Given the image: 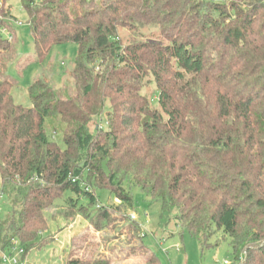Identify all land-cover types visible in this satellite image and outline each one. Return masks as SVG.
<instances>
[{
  "label": "trees",
  "instance_id": "trees-1",
  "mask_svg": "<svg viewBox=\"0 0 264 264\" xmlns=\"http://www.w3.org/2000/svg\"><path fill=\"white\" fill-rule=\"evenodd\" d=\"M8 1L0 0L6 30L4 20L14 19ZM21 7L38 62L56 45H76L75 92L57 99L38 80L25 108L14 102L12 83L0 81V196L11 208L0 218V254L14 243L25 256L42 248L48 210L93 226L95 216L110 219L95 207L96 188L132 208L122 188L131 179L159 207L161 223L173 218L201 249L221 231L231 264H264V0H21ZM131 27H153L159 41L122 47L118 32ZM10 49L0 33V55ZM147 77L156 106L141 95ZM103 114L106 128L97 127ZM52 116L64 126L63 147L46 137Z\"/></svg>",
  "mask_w": 264,
  "mask_h": 264
},
{
  "label": "rangeland",
  "instance_id": "rangeland-1",
  "mask_svg": "<svg viewBox=\"0 0 264 264\" xmlns=\"http://www.w3.org/2000/svg\"><path fill=\"white\" fill-rule=\"evenodd\" d=\"M7 4L14 19L4 20L12 40H9L11 51L0 55V81L8 80L12 83L11 94L14 102L25 108L31 107L27 88L38 80L48 83L57 99L63 100L72 96L75 92L73 69L76 45H56L52 47L44 62H38L33 52V39L21 0H10ZM118 33L122 47L143 40L154 43L159 41L158 31L153 27H131L121 29ZM142 86L141 95L155 105L156 88L152 79L145 78ZM109 106L107 101L106 110ZM98 120L100 121L97 122V127L106 128L105 115ZM63 128L58 117L45 119L46 137L60 147H63ZM83 177L86 181V172ZM122 188L131 196L132 208L121 204L106 189L96 188L93 191L95 207H105L111 213L108 220L93 217L95 226L80 215L67 222L54 214L57 210H48L47 230L42 237L49 240L42 248L30 250L26 255L28 262L66 264L69 260L78 259L91 261L93 264H221L223 261L233 263L230 239L227 235L216 231L209 239L210 247L201 249L194 238L181 231L173 218L161 223L159 207L152 205L149 197L134 186L131 179L124 181ZM84 203L85 201L79 202ZM10 210L7 198L0 196V218H4ZM132 215L134 220L130 219Z\"/></svg>",
  "mask_w": 264,
  "mask_h": 264
},
{
  "label": "built area",
  "instance_id": "built-area-1",
  "mask_svg": "<svg viewBox=\"0 0 264 264\" xmlns=\"http://www.w3.org/2000/svg\"><path fill=\"white\" fill-rule=\"evenodd\" d=\"M0 33L3 34L8 40H12V36L9 35L8 31L3 28L0 29ZM72 183L75 182V179L71 180ZM86 191H89V188H85ZM130 219L134 220V215L130 216ZM0 261L2 264H30L24 255V250L17 246V243H14V246L9 252H2L0 254ZM221 264H230L227 261H223Z\"/></svg>",
  "mask_w": 264,
  "mask_h": 264
}]
</instances>
